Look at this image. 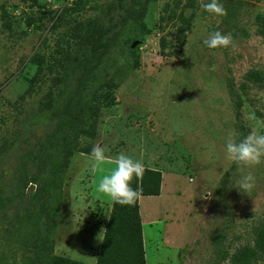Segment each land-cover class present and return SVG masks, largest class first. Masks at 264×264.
I'll return each instance as SVG.
<instances>
[{
    "label": "rangeland",
    "instance_id": "374dc122",
    "mask_svg": "<svg viewBox=\"0 0 264 264\" xmlns=\"http://www.w3.org/2000/svg\"><path fill=\"white\" fill-rule=\"evenodd\" d=\"M134 1L0 0V264L27 254L29 226L19 217L39 204L30 194L50 168L39 146L77 86L78 68L62 76L65 53L97 64L81 120L90 124V107L98 109L94 135H81L78 150H51L66 165L54 253L95 264L113 203L97 185L114 167L93 170L87 154L97 144L109 159L123 152L161 174L159 194L138 198L146 264H241V252L254 248L264 227V162L231 163L225 143L264 133V0H219L226 16L203 11L200 0ZM179 13L183 20L170 17ZM215 31L232 44L206 47ZM249 171L255 186L243 193L238 181ZM23 175L32 190L17 186ZM251 264H264V252Z\"/></svg>",
    "mask_w": 264,
    "mask_h": 264
},
{
    "label": "trees",
    "instance_id": "16d2710c",
    "mask_svg": "<svg viewBox=\"0 0 264 264\" xmlns=\"http://www.w3.org/2000/svg\"><path fill=\"white\" fill-rule=\"evenodd\" d=\"M90 0H75L74 4H88ZM134 3H140L135 0ZM188 5H191L189 2ZM137 10L132 8L131 17L135 18ZM194 13L186 18L190 21ZM183 20V14L173 15ZM163 17H161L162 19ZM259 35L264 38V17L258 18ZM184 34L183 27L178 28V35ZM124 45L130 44V38L123 40ZM73 55V56H72ZM65 53L60 62V67L64 77L69 76L72 69L78 68L77 86L74 91L72 101L64 107V111L59 116L58 125L55 130L49 133L39 149L42 151V163L49 161L50 168L48 175L30 194L31 200H38L39 204H29L25 212L20 215L22 222L29 226V230L22 240L27 249V254L21 257L19 264H79L78 261L56 255L54 253V215L62 204V188L65 185L64 168L65 163L56 162L52 158V151L58 150L65 157L70 156L74 150L79 149V137L81 135L92 137L94 135L95 115L97 106L90 107V124H85L80 117V105L87 90V85L96 76L97 64L90 65L86 58L81 61L75 56ZM66 58H71L69 62ZM40 71L43 59L37 55L33 58ZM52 69L51 67H48ZM51 104H49V107ZM52 150V151H51ZM30 181L26 177L19 176L16 183L19 188L32 190L28 186ZM161 174L158 170L145 168L143 176L136 177L131 181V187L141 190L140 196L158 195L160 191ZM40 195L46 198L41 199ZM41 223L43 228H40ZM264 252V227L261 228L255 238L254 248H245L241 253L243 259L241 264H251L257 258V252ZM95 264H146L143 247V234L141 221L138 213V199L133 205H120L113 202L108 221L105 225L101 238Z\"/></svg>",
    "mask_w": 264,
    "mask_h": 264
},
{
    "label": "clouds",
    "instance_id": "9594fccd",
    "mask_svg": "<svg viewBox=\"0 0 264 264\" xmlns=\"http://www.w3.org/2000/svg\"><path fill=\"white\" fill-rule=\"evenodd\" d=\"M203 11L226 16L227 9L219 0H200ZM231 34H222L220 31L210 33L203 44L209 49L228 47L232 44ZM92 161L93 170L109 163L114 167L108 174L103 175L97 185V191L109 197L113 202L120 205H133L141 195L139 188H132L131 181L143 176L145 167L142 161L134 160L125 153H119L114 159L105 155V149L101 145H94L87 154ZM225 159L238 166L254 167L264 162V133L251 131L242 140L237 141L234 135H229L225 143ZM255 186V176L251 171L242 175L238 181V189L247 193Z\"/></svg>",
    "mask_w": 264,
    "mask_h": 264
},
{
    "label": "crops",
    "instance_id": "0c3cea01",
    "mask_svg": "<svg viewBox=\"0 0 264 264\" xmlns=\"http://www.w3.org/2000/svg\"><path fill=\"white\" fill-rule=\"evenodd\" d=\"M95 230V229H94ZM100 233V232H99ZM99 236H100V239L102 238V234H99ZM96 262V257H95V261H94V263Z\"/></svg>",
    "mask_w": 264,
    "mask_h": 264
}]
</instances>
